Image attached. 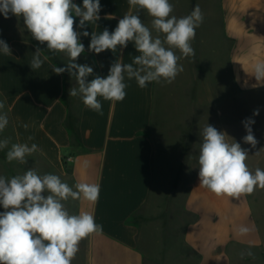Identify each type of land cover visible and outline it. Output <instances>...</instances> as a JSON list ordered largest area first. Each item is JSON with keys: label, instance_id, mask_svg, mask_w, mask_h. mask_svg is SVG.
I'll use <instances>...</instances> for the list:
<instances>
[{"label": "crops", "instance_id": "1", "mask_svg": "<svg viewBox=\"0 0 264 264\" xmlns=\"http://www.w3.org/2000/svg\"><path fill=\"white\" fill-rule=\"evenodd\" d=\"M73 2L82 6L83 0ZM170 3L178 18L201 8L203 23L192 41L195 56L182 58L184 70L171 84H159L158 91L155 82L141 89L126 79L125 99H101L102 115L69 96L77 87L75 77L52 71L66 66V55L53 54L32 39L22 18L10 14V21L0 14V39L11 49V55L0 53V102L9 121L0 139H8L9 148L35 143L39 149L26 157V164L8 163V149L0 150V176L34 169L40 175L56 174L70 186L100 185L96 203L65 202L71 214L88 212L103 226L101 233L81 241L72 264H232L233 257L239 264H264V232L254 210V204L264 210L263 189L239 199L217 197L200 186L198 176L200 127L207 124L248 151L250 170L264 168V109L258 107L264 86L253 76L255 64L264 63V0ZM100 4L97 27L76 28L89 32L80 37L85 52L76 61L93 67L89 81L106 77L116 59L131 63L138 55L132 43L115 54L88 51L92 31H113L129 11L128 0ZM140 16L151 27L152 18L146 12ZM37 47L47 59L33 71L29 64ZM200 83L206 88L200 90ZM200 98L206 99L208 115L202 124ZM249 109L252 114L259 109L251 126L258 141L254 148L243 142ZM239 226L249 233L238 235ZM248 251L253 256L242 257Z\"/></svg>", "mask_w": 264, "mask_h": 264}, {"label": "clouds", "instance_id": "2", "mask_svg": "<svg viewBox=\"0 0 264 264\" xmlns=\"http://www.w3.org/2000/svg\"><path fill=\"white\" fill-rule=\"evenodd\" d=\"M129 11L118 21L111 32H91L88 51L100 54L110 50L114 54L122 52L129 43L138 55L131 63L116 59L106 77L93 75V67L77 63L85 52L80 37H88V25L100 20V0H83L82 6L73 0H0V14L5 19L10 14L22 18L32 39L55 54L68 57L65 67H54L56 75L67 72L75 77L77 87L69 90V96L79 97L83 105L102 115L101 99L122 102L127 93L126 79L135 80L144 89L150 83L171 84L184 69L179 63L182 58L195 56L192 41L196 29L203 23V13L199 5L190 14L177 17L170 0H128ZM146 12L152 18L151 27L145 25L140 13ZM76 18L79 24L76 25ZM109 18V17H107ZM110 18H114L111 17ZM155 33V35L153 34ZM41 48L33 53L29 66L39 70L47 57L41 58ZM177 51L180 55H177ZM0 53L11 55L9 45L0 39ZM257 85L264 86V63L254 66ZM5 104L0 102V133L7 127ZM259 115V109L253 116ZM255 120L248 118L243 122L247 134L245 144L253 148L256 140L252 125ZM25 130L28 124L22 125ZM198 164L200 186L217 197L227 196L239 199L264 189V170L256 168L253 172L247 165L248 151L238 142L229 143L227 134L206 125L200 132ZM28 136L27 140H33ZM8 149L6 161L26 164V157L39 151L37 144L13 143L9 148L8 139H0V150ZM100 185L80 182L70 186L56 174L40 175L34 169L11 178L0 176V264H72L82 240L103 231L93 214L79 212L71 214L65 207L69 199L96 203L99 199ZM250 229L239 226L238 235L248 234ZM253 256L251 251L241 254Z\"/></svg>", "mask_w": 264, "mask_h": 264}, {"label": "rangeland", "instance_id": "3", "mask_svg": "<svg viewBox=\"0 0 264 264\" xmlns=\"http://www.w3.org/2000/svg\"><path fill=\"white\" fill-rule=\"evenodd\" d=\"M9 20L10 21H14V19L13 18H9ZM158 83H156V89H157V91H158ZM203 84L202 83H200V90H202V89H205L206 87L205 86H203ZM216 94H219L220 92L219 91H216L215 92ZM222 93V92H221ZM216 96H218V95H216ZM200 100H201V102H202V105H203V107L201 106V108H200V119H201V124H202V122H203V120L205 121V122H207V120H206V118H207V111H206V107H207V104H205V101H206V99H203V98H200ZM255 107H257L256 105H254V108ZM258 107H261L262 109H264V100L262 99V101L259 103V105H258ZM249 108H253V107H251L250 105H249ZM252 110H250L249 109V118H252V119H254L255 120V118L253 117V114H252V112H251ZM203 125H201V127H200V131H202L203 130V128L204 127H202ZM262 170H264V168H262ZM263 191H264V189H263ZM264 201V200H263ZM262 207L264 208V202H262ZM254 210H255V213H256V216H257V218H258V221H259V226H260V228H261V230L264 232V214H263V211L261 210V206H257V204L255 205L254 204ZM143 234V233H142ZM142 246V245H141ZM152 252H159V251H157V250H153ZM156 253H154V254H156ZM232 264H239V259L238 258H235V257H233L232 258Z\"/></svg>", "mask_w": 264, "mask_h": 264}]
</instances>
